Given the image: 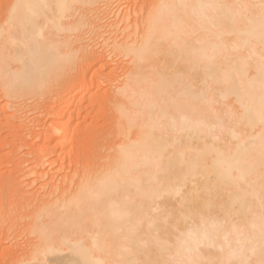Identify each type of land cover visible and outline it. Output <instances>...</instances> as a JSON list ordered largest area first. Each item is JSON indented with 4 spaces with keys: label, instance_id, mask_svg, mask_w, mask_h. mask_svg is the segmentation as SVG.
I'll return each instance as SVG.
<instances>
[{
    "label": "bare ground",
    "instance_id": "obj_1",
    "mask_svg": "<svg viewBox=\"0 0 264 264\" xmlns=\"http://www.w3.org/2000/svg\"><path fill=\"white\" fill-rule=\"evenodd\" d=\"M140 1L0 0L7 135L57 106L1 180L0 264H264V0ZM84 101L104 143L32 190Z\"/></svg>",
    "mask_w": 264,
    "mask_h": 264
},
{
    "label": "rangeland",
    "instance_id": "obj_2",
    "mask_svg": "<svg viewBox=\"0 0 264 264\" xmlns=\"http://www.w3.org/2000/svg\"><path fill=\"white\" fill-rule=\"evenodd\" d=\"M140 0H130V2H127V4L129 3H131L132 5H129L128 4V6L130 7V8H132V6H134V5H138V4H140ZM134 4V5H133ZM111 61V60H110ZM111 67H112V65H111ZM113 67L114 68H116V66L113 64ZM110 69V68H109ZM109 69L108 68H106V69H103V71H102V73H107L108 71H109ZM108 70V71H107ZM118 70V69H117ZM116 69L114 70V71H116L115 73H117V74H119V70L117 71ZM105 71V72H104ZM90 74H91V72H88V74L86 73V78L85 79H87L88 80V82H90ZM103 85V86H102ZM101 85V87H100V90L101 91H99V93L97 94V97H98V95L99 96H101L100 98L98 97L97 99H103V95L105 96L106 95V91L105 90H107V85L106 84H102ZM106 85V86H105ZM103 89H105L104 91H103ZM101 93L103 94V95H101ZM72 97V96H71ZM73 98V97H72ZM72 98H69V97H67V99H66V102H68L67 103V106H68V109H71V107L73 106L72 104H75L76 103V99H72ZM68 99H70V100H68ZM72 99V100H71ZM68 100V101H67ZM2 101L3 100H0V102H1V104H2ZM71 103V104H70ZM86 103V104H85ZM85 104V105H84ZM89 106H88V105ZM83 105H84V108L86 109V111H85V109L84 108H82L81 109V107H83ZM46 107V109H44L43 110V112H45V113H42V110H36L37 111V113H36V111L32 114V116H31V118H33L34 120H37V122H38V120H39V122L37 123V122H34V123H36V124H34V126L35 127H30L29 129H27V132L25 131V129L23 130V128H22V130L20 129L18 132H16V133H12V135H14V140H11V136L12 135H10V137L7 135V134H10V130L9 129H7L6 127L8 126L5 122V118L4 117H0L1 118V120H0V124H1V127H0V129L2 128V123H4V124H6V126H4L3 125V127L4 128H2V130L0 131V147H2V148H0V157H1V159H0V161H2V159H4V157H3V155L4 156H8V155H6V154H9V153H13V154H10V156H9V158H10V160L9 159H6V157H5V159L6 160H8L9 162L8 163H6L7 161H2V162H0V175H1V178L2 179H0V182H1V180H3L4 178H5V180L8 178L9 179V181H10V178L11 179H17L18 177L16 176V174H18L23 168H30L31 166H33L34 165V163L33 162H31L30 160H31V157H32V155H34L35 154V152H33V151H36V148H38L37 147V145L39 146V144H41L42 143V139H41V137H39V136H41V134H43L44 135V133H45V131H46V129L47 128H45V127H48V125H49V122L52 120V116H53V114H54V110H55V108L57 107L56 106V104L54 103L53 104V102H49L48 103V105H46L45 106ZM81 107H79V109H77V110H79V112L77 111H74V113H73V117H72V126H71V129H70V131L72 132V134L71 135H73L74 134V132L77 130H79L77 133L75 132V136L73 135L72 137H73V139L71 138V140L70 141H68L66 144H68V146L67 145H65V143H64V147L63 148H66V150H65V152L63 151V152H57V151H60V149L62 148V145L61 144H59V142H57L56 143V147H55V150H54V152H53V154L51 155V159H50V157L48 158L47 156L44 158V161L46 162V163H44L43 165H45L43 168H41V169H43V171H45V172H43L40 168H36V170L37 171H41V172H43V173H46L45 175H47L48 173L50 174L49 176L47 175V176H45L44 177V179H41V181H40V179L37 181V182H35V183H33L31 186H30V188L32 187H35V190L37 191V190H39L40 191V189H42L43 190V188H40V186H42L43 184L42 183H46V182H48V181H50V180H48V179H52V178H54L52 181H56L57 180V182H58V180H60L61 179V177H63V175L65 174L66 175V173L67 174H70V173H72L73 172V167H74V159H75V157L76 156H83L86 152H89V150H90V146H93V148H94V151L93 152H95V153H97V149L100 147V145L101 144H103L104 143V141L102 140V138L104 137V136H106V133H107V131H108V126H110V124L108 123L109 122V117H110V115L109 114H107L108 112L106 111V109H105V107L104 108H102V106H99V108L98 107H96V109H95V107H90V104L87 102V101H84L83 102V104L81 105ZM80 109H81V111H80ZM84 109V110H83ZM88 109V110H87ZM98 109H100L101 111H104L105 110V113L107 114H104L107 118H105V116L104 117H102L103 115H102V113H104V112H101V111H98ZM104 109V110H103ZM90 110V111H89ZM95 110V111H94ZM39 111H41V112H39ZM84 111H85V113H84ZM96 111H98V113L96 112ZM39 112V113H38ZM76 112V113H75ZM83 114H82V113ZM88 112V113H87ZM91 112V113H90ZM96 112V113H95ZM41 113V114H40ZM89 114V116L91 117L92 116V118H90L89 116H87V119H82L83 118V115L84 114ZM30 112H29V116L27 115L26 116V118H30ZM36 114V115H35ZM43 114V115H42ZM78 114H80V115H78ZM93 114H95V115H93ZM100 115H102V116H100ZM38 116H40V117H38ZM80 116V117H79ZM94 116H95V118H94ZM97 116V117H96ZM100 116V117H99ZM35 117V118H34ZM46 117H48V118H46ZM46 119V120H45ZM50 119V120H49ZM76 119V120H75ZM80 119V120H79ZM92 119H93V121H92ZM103 119H105V120H103ZM65 120H66V117H65ZM64 120V121H65ZM82 120V121H81ZM43 121V122H42ZM103 121H107L106 122V124L103 122ZM19 123L20 121H15V124L16 123ZM79 122V123H78ZM84 124H83V123ZM91 122H92V124H91ZM94 122V123H93ZM17 123V124H18ZM40 123V124H39ZM76 123V124H75ZM81 123V124H80ZM43 124V125H42ZM75 124V125H74ZM105 124V125H104ZM78 125V126H77ZM81 125V126H80ZM32 126V125H31ZM38 126V127H37ZM73 126H75V128L73 127ZM95 126H96V128H95ZM10 127V126H9ZM73 127V128H72ZM77 127V128H76ZM89 129H88V128ZM107 127V128H106ZM3 129H6V130H3ZM81 129V130H80ZM91 129V130H90ZM93 129V130H92ZM9 130V132H7L6 133V131H8ZM31 130V131H30ZM45 130V131H44ZM83 130V131H82ZM74 131V132H73ZM87 131H89L88 133H87ZM93 131V132H92ZM105 131V132H104ZM26 132V133H25ZM70 132V133H71ZM87 133V137H86V133ZM30 133H32V134H34V135H30ZM36 133V134H35ZM39 133V134H38ZM3 134V135H2ZM26 134H28V135H26ZM78 134H81V135H78ZM43 135H42V138H43ZM82 135H83V137H84V139H81L82 138ZM27 136V137H26ZM28 136H29V138H28ZM32 136V137H31ZM26 138L25 140H24V138ZM81 137V138H80ZM77 138H79V140H77L78 142H80V140H81V142H80V144L78 143V142H76L75 140L77 139ZM4 139V140H3ZM28 139V140H27ZM41 139V140H40ZM88 139V140H87ZM104 139V138H103ZM39 140L41 141V142H39ZM6 141V144L5 143H3V144H1V142H5ZM11 141H14V142H12L13 144H11L10 142ZM25 141V142H24ZM74 141V142H73ZM85 141H86V143H85ZM70 142H72V143H70ZM10 143V144H9ZM35 143V144H34ZM36 143H37V145H36ZM79 144V145H82V144H84V145H82V146H84V147H82V146H79L78 144L75 146L74 144ZM82 143V144H81ZM71 144V145H70ZM72 144H73V146H72ZM85 144H87V145H85ZM93 144V145H92ZM98 144V145H97ZM2 145V146H1ZM13 145V146H12ZM31 145H33V146H31ZM50 146H54V145H50ZM67 146V147H66ZM70 146V147H69ZM76 148H75V147ZM86 146V147H85ZM88 146V147H87ZM33 147V148H32ZM72 147V148H71ZM78 147V148H77ZM82 147V148H81ZM97 147V148H96ZM60 148V149H59ZM69 148V149H68ZM71 148V149H70ZM89 148V149H88ZM59 149V150H58ZM67 149H68V151H67ZM79 149V150H78ZM86 151H85V150ZM92 149V148H91ZM73 150V151H72ZM78 151V154H76L77 153V151ZM80 150H83V151H81L80 152ZM33 154H32V153ZM72 152V153H71ZM74 152V153H73ZM58 153V154H57ZM95 153H93V154H95ZM2 154V155H1ZM62 154V155H61ZM73 154V155H72ZM80 154V155H79ZM72 155V156H71ZM30 158H29V157ZM58 157V159H57V157ZM65 158H64V157ZM63 157V158H62ZM29 158V159H28ZM74 158V159H73ZM83 157H81L80 159H82ZM15 159V160H14ZM18 159V160H17ZM26 159H28V160H26ZM54 159V161H51V160H53ZM60 159H61V161H60ZM80 159L78 160V162L80 161ZM14 160V161H13ZM48 160V161H47ZM58 160V161H57ZM72 160V161H71ZM12 161V162H11ZM27 161H29V162H27ZM51 161V162H50ZM55 161H57V162H55ZM14 162V163H13ZM31 162V163H30ZM11 163H13V164H11ZM22 163V164H21ZM33 163V164H32ZM53 163H55V164H53ZM4 164V165H3ZM14 164H17L18 165V167L20 168V169H17V168H15V166H14ZM72 164H73V166H72ZM8 165V166H7ZM11 165H13L14 166V168H15V170H14V168H13V166L11 167ZM29 165H31V166H29ZM71 165V166H70ZM3 166V167H2ZM61 166V167H60ZM21 167H22V169H21ZM72 169H71V168ZM11 168V169H10ZM60 168V169H59ZM4 169V170H3ZM14 170V172H11V171H13ZM17 169V170H16ZM20 170V171H19ZM10 171V172H9ZM60 171V172H59ZM64 171V172H63ZM48 172V173H47ZM3 173V174H2ZM13 173H15V174H13ZM55 173V174H54ZM62 174V176H61V174ZM53 174V175H52ZM58 174V175H57ZM8 175V176H7ZM13 177V176H16V177H11V176ZM20 176H19V181H24V179H23V177H24V175H23V173L22 172H20V174H19ZM71 175V174H70ZM5 176V177H4ZM22 176V177H21ZM52 178H51V177ZM61 176V177H60ZM7 177V178H6ZM22 179H21V178ZM48 178V179H47ZM57 178H59V179H57ZM27 179V180H26ZM26 181H28V180H30V177H26ZM47 179V180H46ZM3 180V183L5 184L6 183V181H8V180ZM32 180V179H31ZM45 180V181H44ZM18 181V180H17ZM21 181V182H22ZM3 183L1 182V184H0V186L1 185H3ZM40 184V186H39V184ZM28 189V192H31L32 190H34V189ZM40 188V189H39ZM39 191L38 192H36V193H39ZM4 244H6V245H4V246H7L8 245V243H4ZM1 250H0V255H1ZM4 253V252H3ZM2 253V254H3Z\"/></svg>",
    "mask_w": 264,
    "mask_h": 264
}]
</instances>
